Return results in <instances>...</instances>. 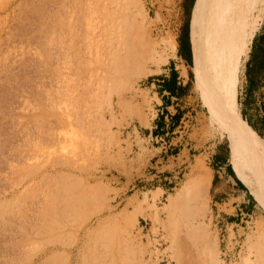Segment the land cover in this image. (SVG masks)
<instances>
[{"label": "rangeland", "instance_id": "374dc122", "mask_svg": "<svg viewBox=\"0 0 264 264\" xmlns=\"http://www.w3.org/2000/svg\"><path fill=\"white\" fill-rule=\"evenodd\" d=\"M186 2L0 0V264H264V216L232 226L218 215L236 212L232 202L217 203L209 189L221 140L264 209V138L241 115L233 148L224 105L220 113L201 86L194 91L192 64L178 108L197 148L156 165L144 145L145 126L159 118L150 74L172 57L180 72L185 64L177 53ZM219 16L220 0L211 35L197 37L213 72ZM97 32L103 42L115 32L132 72L118 51L89 46ZM250 51L238 98L255 124L264 99L247 97ZM162 173L179 176L166 192L152 188Z\"/></svg>", "mask_w": 264, "mask_h": 264}, {"label": "crops", "instance_id": "0c3cea01", "mask_svg": "<svg viewBox=\"0 0 264 264\" xmlns=\"http://www.w3.org/2000/svg\"><path fill=\"white\" fill-rule=\"evenodd\" d=\"M217 25L216 21L215 32L217 30ZM177 57H180L185 63L181 66V72L175 62L176 58L172 57L168 60V63L165 64L167 65L166 67H161L157 72L151 73L148 81L150 92L156 94L158 99L156 104L159 106L157 108L159 118L154 125L145 126L144 136L146 140L144 145L149 149H154V151H156L154 155L157 157L155 159L156 165L169 160L172 156L175 158H188L191 151L197 148L196 145L190 141V135H186L187 131L185 130V125L182 124L184 117L180 116L178 108L182 101L184 91L186 90L189 72L186 67L188 61L184 56L179 54V50ZM192 70L194 73H197V76L194 78L195 91L201 86V78L194 67H192ZM171 83L173 85L172 87H169ZM210 99L212 100V98ZM258 115L259 117L255 115V124H253L264 138V118L262 114ZM245 119L249 123L247 117ZM253 129L256 130L254 127ZM215 147L216 148L211 151L214 169L213 172L209 174L210 193L219 204H227L226 200L231 201V207L236 211L227 212L222 210V213H219L218 215L222 214V218L224 216L227 223L232 226L248 221L245 219L248 217H263L264 209L251 194L248 186L237 176L230 162V149L228 150L221 140L217 142ZM154 156L151 158L154 159ZM184 161L185 160H183V162ZM178 177L179 176L176 174H154L152 179L157 185H153L152 188H155L156 190L161 188L163 192H166L170 188H173L169 184L177 182ZM237 198H240L238 202H236Z\"/></svg>", "mask_w": 264, "mask_h": 264}, {"label": "bare ground", "instance_id": "6f19581e", "mask_svg": "<svg viewBox=\"0 0 264 264\" xmlns=\"http://www.w3.org/2000/svg\"><path fill=\"white\" fill-rule=\"evenodd\" d=\"M263 19L264 0H220L219 21L222 27L221 47L217 54L213 56L212 65L216 75L218 94L225 108V124L231 132L232 146L234 149H236V147L238 146L240 135L244 126L238 98L240 74L242 72L245 57L248 55L251 49V44ZM112 26H115V24H113ZM98 33L99 32H97V34ZM101 35L98 34V38L96 39V41H94L96 37L92 39V36L90 37L89 35V37L91 38L89 39L91 42L88 40L90 42L89 46L91 47V44L93 43V45H96L95 49H100L101 47H103L104 49L110 51V53L114 52V54L118 51V56H115L116 58L118 57L120 60H122L123 66L130 71L134 69V65L132 63H129L130 54L128 49L122 54L120 52L121 45L116 41L119 38L117 37V39L115 38V40L112 35L110 37L109 34L108 36L110 38H107L109 40H105L106 42H103L105 38L103 37V40L102 38L100 39L99 37H101ZM167 40L171 44L173 43L172 40ZM84 41L87 42V40ZM95 49L93 48V50ZM110 53H108V55ZM116 58L115 60H117ZM219 124L223 129V124ZM253 155L252 153L248 154L245 152L242 158L244 161L252 162V165L256 164L257 166L259 162H257L256 158L252 157ZM200 188L202 189L201 185L198 187V189L200 190Z\"/></svg>", "mask_w": 264, "mask_h": 264}, {"label": "trees", "instance_id": "16d2710c", "mask_svg": "<svg viewBox=\"0 0 264 264\" xmlns=\"http://www.w3.org/2000/svg\"><path fill=\"white\" fill-rule=\"evenodd\" d=\"M186 1L187 12L188 14L190 13L189 19L183 28V36L186 39L187 51L184 52L180 47L179 54L184 56L188 64H192V67L198 71L202 81V89L208 97L212 98L216 110L223 113V106L219 99L217 89V80L211 68L210 58L197 43L198 36H210L213 31L214 13L218 0H192L191 7L188 0ZM246 77L248 100L253 99V96L257 92L260 93L264 99V22L261 30L255 34L251 45L250 57L246 68ZM172 85L171 83L169 87H172ZM243 116L246 118L244 113ZM249 123L259 132L251 121H249ZM259 134L262 135L260 132Z\"/></svg>", "mask_w": 264, "mask_h": 264}, {"label": "flooded vegetation", "instance_id": "af4514ba", "mask_svg": "<svg viewBox=\"0 0 264 264\" xmlns=\"http://www.w3.org/2000/svg\"><path fill=\"white\" fill-rule=\"evenodd\" d=\"M180 47H181V49H182L184 52L187 51L186 39H185V37L183 36V32H182V34H181V36H180ZM184 52H183V53H184Z\"/></svg>", "mask_w": 264, "mask_h": 264}]
</instances>
